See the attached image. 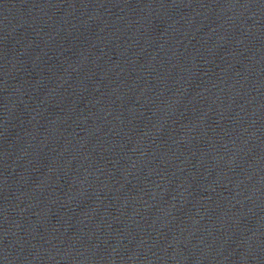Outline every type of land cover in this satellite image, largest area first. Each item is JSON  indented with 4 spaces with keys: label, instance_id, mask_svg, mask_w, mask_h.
<instances>
[{
    "label": "water",
    "instance_id": "water-1",
    "mask_svg": "<svg viewBox=\"0 0 264 264\" xmlns=\"http://www.w3.org/2000/svg\"><path fill=\"white\" fill-rule=\"evenodd\" d=\"M0 264H264V0H0Z\"/></svg>",
    "mask_w": 264,
    "mask_h": 264
}]
</instances>
